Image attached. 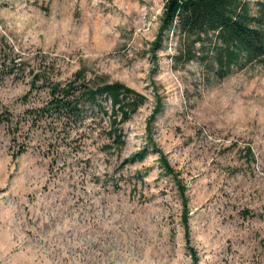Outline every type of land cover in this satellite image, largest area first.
<instances>
[{
  "label": "rangeland",
  "instance_id": "rangeland-1",
  "mask_svg": "<svg viewBox=\"0 0 264 264\" xmlns=\"http://www.w3.org/2000/svg\"><path fill=\"white\" fill-rule=\"evenodd\" d=\"M165 1L0 0V264H264V61L220 77L213 35L155 48ZM38 72L141 95L122 148L105 119L47 151L25 121L47 99Z\"/></svg>",
  "mask_w": 264,
  "mask_h": 264
},
{
  "label": "trees",
  "instance_id": "trees-1",
  "mask_svg": "<svg viewBox=\"0 0 264 264\" xmlns=\"http://www.w3.org/2000/svg\"><path fill=\"white\" fill-rule=\"evenodd\" d=\"M264 7V6H262ZM250 14L249 3L240 0H166L159 37L154 47L159 48L164 35L174 30L192 35L196 42L213 35L221 45L215 54L214 64L220 77L227 75L232 67H243L253 62L264 61V12ZM190 54V51H187ZM6 75H21L23 63L13 60ZM38 72L31 78V88L46 91L47 99L41 106L27 110L29 127L40 136L51 152L53 145L61 149L53 150L59 156L68 149L79 150L86 134L98 136L104 130L102 123L108 121L106 131L110 145L122 148L120 126L144 103V98L120 83L91 86L81 75L68 81H54L51 76H41ZM50 73V72H49ZM6 115V114H4ZM10 116L0 117V124L9 125ZM46 143V144H45ZM25 151V150H24ZM23 150H20V154ZM145 149L133 154L126 163L141 162L145 159ZM163 170L170 172L165 160Z\"/></svg>",
  "mask_w": 264,
  "mask_h": 264
}]
</instances>
